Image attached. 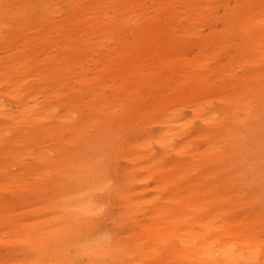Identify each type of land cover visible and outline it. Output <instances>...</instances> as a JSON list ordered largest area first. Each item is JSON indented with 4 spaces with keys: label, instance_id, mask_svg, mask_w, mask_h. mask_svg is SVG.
I'll return each instance as SVG.
<instances>
[{
    "label": "bare ground",
    "instance_id": "bare-ground-1",
    "mask_svg": "<svg viewBox=\"0 0 264 264\" xmlns=\"http://www.w3.org/2000/svg\"><path fill=\"white\" fill-rule=\"evenodd\" d=\"M220 2L223 0H39L32 6L30 0H0V143L7 144L5 153L10 155L11 144H23L19 159L30 149L28 131L47 118L55 117L64 124L37 133L41 139L49 136L54 140L58 131L66 130L71 138L90 142L93 134L84 129L88 123L96 128L95 134H105L124 110L122 97L136 100L138 91L150 87L151 72L141 71L142 63L162 71L164 84L172 90L170 100L190 102L199 114L202 93L196 83L203 77V58L222 48L227 35L240 34L239 44L244 46L240 61L247 65L264 62V0H235L230 12L219 17L224 27L202 37L198 26H211L210 15ZM6 31L9 33L4 34ZM192 49L197 54L187 58L185 53ZM88 59L100 68L94 81L84 66ZM90 71L96 75V69ZM220 73L223 78L233 76ZM173 74L178 81L170 87L167 79ZM30 79L43 83L45 90L48 86L57 90L69 87L80 95L67 103L72 110L61 113L63 95L58 92L42 101L33 84L25 87ZM107 86L110 93L102 90ZM80 102L88 113L83 109L75 114ZM162 105L154 98L144 113L135 109L129 113L127 124L137 128L134 134L143 139H132L122 150L130 165L122 170L119 182L93 168L92 172H71V184L64 180L54 184L59 200H44L48 206H56L46 230L37 233L35 228H17L19 238L37 253L14 260L15 264H80L79 254L86 257L84 264H264V238L253 233L254 220L233 219L226 203L231 197L225 185L237 177L221 175L229 163L221 162L220 153L225 150L216 144L226 127L213 122L217 130L209 147L195 151L191 139L173 141L175 135L187 136L189 128L174 105H163L156 120L151 109ZM77 116L80 119L74 124ZM207 119L210 122L211 117ZM155 122L159 129L152 135ZM239 131V138H244ZM9 133H13L10 139ZM59 148L63 156L76 162L72 151L64 145ZM171 153L179 159L168 161ZM242 157L240 161L245 160ZM11 158L7 156L5 161ZM50 158L43 151L33 157L35 161ZM199 160L207 164L201 166ZM212 162L213 167L208 165ZM215 170L220 174L218 191L214 183L204 181ZM83 175L91 176L88 184L70 193ZM59 208L63 211L57 212ZM101 210L116 212L117 226L125 230L123 236L99 232L91 225L93 221L81 220L90 215L98 218ZM257 223L264 226L263 221ZM70 248H76V255Z\"/></svg>",
    "mask_w": 264,
    "mask_h": 264
},
{
    "label": "rangeland",
    "instance_id": "rangeland-1",
    "mask_svg": "<svg viewBox=\"0 0 264 264\" xmlns=\"http://www.w3.org/2000/svg\"><path fill=\"white\" fill-rule=\"evenodd\" d=\"M234 1L223 0V2L213 7L214 10L210 15L211 26L208 27L202 23L197 28L202 37L213 29L220 30L224 27L225 23L223 24L219 17L230 12L229 8L235 6ZM38 2L39 0H30L32 6L37 5ZM150 12L151 15L155 14L154 11ZM7 33L9 31L4 32V34ZM239 37L240 34L236 36L227 35L222 48L217 49L213 55L204 56L203 58V77L201 81L196 83L202 93L199 99L202 117L198 116L200 113H195V106L192 103L185 104L180 98L170 100L172 90L164 84L165 77L162 71H158L157 66L146 68V64L142 63L141 71L147 72L150 70L151 72L150 87L138 91L136 100L122 97L120 104L124 110L120 112L118 119L112 121L110 126L106 128L105 134H95L96 128L88 123L84 124V129L86 132L93 134V140H89L90 142H79L78 138H71L70 134L63 129H58L63 131H58L54 140H49V136L41 139V136L37 133H41L45 129H51L55 125L64 124V121L58 122L54 117L42 119L38 124L31 127L28 131L30 141L26 143L30 149L25 150L19 159H16V157L20 154L18 150L22 148L23 144H11L9 147L10 155H8V153H5L7 144L0 143V264H15L14 260L19 262L20 259L37 253L27 245L25 240L19 238L17 228L22 225L35 228L37 233L46 230L50 225L49 219L55 216L56 206H48L47 203H44V200L49 197L54 201L59 200L56 195L59 190L56 188L57 185L54 186V184H59V181L62 180H70L73 177L71 172L81 173L83 170L92 172L93 168H99L101 170L100 174L109 173L108 177L112 181L119 182L121 180L122 170L129 168L130 165L125 152H122V150L128 148L132 139L137 140V142L143 139L140 135L134 134L137 128H132L133 125L127 124L129 113L133 109L144 113L146 104L151 103L154 98L162 101L163 105H174L178 109L177 113L182 117V122H186L189 128L187 129V136L179 137L175 135L173 141L191 139V146L195 151H203L209 147V142L214 138L217 130L216 125L226 127L216 145L225 150V152L220 153L221 162L229 163L228 167L222 168L221 175L236 174L237 176L235 179L227 181L229 185H225V192L231 197L226 202L232 210L230 217L243 219L244 221L252 218L255 223L253 233L257 237L264 238V231H259V229L264 230V226H259L257 223L264 222V62L258 61L247 65L246 62L240 61L244 56V46L239 44ZM197 52V49H192L187 51L185 55L187 58H193ZM84 66L89 69L90 80L94 81L99 74V66L97 67L91 59L85 60ZM92 69L97 70L95 76L90 71ZM222 71L233 73V76L223 78L224 75L220 73ZM250 75H254L253 79L248 78ZM167 81L170 82V85H168L173 87L178 81V76L173 74L171 79H167ZM31 85L42 101L48 95L50 97L60 92L65 98V101L59 105L61 113L69 110L67 103L80 95L78 90L69 87L58 88L57 90L48 86L45 90L42 87L43 83L39 81L32 83L30 79L25 83V87ZM102 90L105 93L111 92L108 86L102 88ZM82 95H84L85 100L89 99L88 95ZM30 103L32 104L33 101L30 100ZM163 105L153 106L154 108L151 109L155 111L154 117H156V120L160 117ZM83 109L84 113H88L84 103L80 102L77 105L79 112H75V114L82 113ZM231 112H233L232 115ZM207 116L211 117L210 122ZM237 116L239 117L237 118ZM79 119L80 117L77 116L74 124ZM213 122H216V125H213ZM121 123H125L124 127H121ZM153 123L151 125L152 135L159 129L158 123ZM239 128L245 135L244 138L242 136L239 138ZM120 129L121 132L119 133ZM33 136L34 138L31 140ZM8 137L9 139L12 138L13 133H9ZM40 139L42 144L39 143ZM152 140H154L153 137L150 141ZM152 144L157 150L159 149L156 143L153 142ZM59 145H64L72 151L71 156H74L75 163L71 162L70 156L61 154ZM92 150H96V152L93 153ZM41 151L47 156H51V158L35 161L33 157ZM7 156L12 158L6 162ZM241 156L245 157L244 161L243 159L240 161ZM178 159L179 157L174 153H171L167 158L168 161ZM198 164L201 166L206 165L207 161L203 163L199 160ZM208 165L215 166L213 162ZM38 172H40V175ZM214 172L207 174L204 181L214 183V189L218 191L221 188V183H219L220 174L217 173V170ZM199 173L196 170V174ZM89 179H91V176H81L80 181L74 183L73 186L75 187L70 193L75 188L82 187V184H88ZM67 183L71 184L72 181ZM28 187H31V189L26 192L25 189ZM102 189L100 190L104 194L105 191ZM90 192L93 195L95 194L93 189ZM151 192V190H148V193ZM233 195H237L236 198ZM228 201L231 203H228ZM238 202H241V204ZM62 211L63 209L60 208L57 210V212ZM113 213L116 212L112 210L109 213L106 210H101L98 218L90 215V219L81 220L83 222L86 220L93 221L91 225L99 232H113L123 236L125 230L117 226L119 218L117 214ZM235 226H238V224L233 227ZM70 250L72 255H76V248H70ZM79 259L80 264L86 262L84 255L79 254ZM34 264L36 263L34 262Z\"/></svg>",
    "mask_w": 264,
    "mask_h": 264
}]
</instances>
